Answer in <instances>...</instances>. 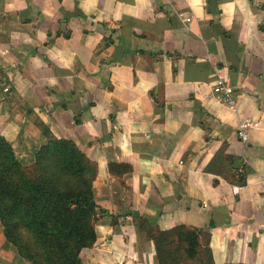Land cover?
<instances>
[{
  "label": "crops",
  "instance_id": "obj_1",
  "mask_svg": "<svg viewBox=\"0 0 264 264\" xmlns=\"http://www.w3.org/2000/svg\"><path fill=\"white\" fill-rule=\"evenodd\" d=\"M215 2L0 0V136L24 167L48 142L41 130L97 167V239L80 264H158L126 211L202 231L211 264H264V0ZM76 11L85 21L62 23ZM246 120L257 127L241 142ZM0 264H27L1 224Z\"/></svg>",
  "mask_w": 264,
  "mask_h": 264
},
{
  "label": "trees",
  "instance_id": "obj_2",
  "mask_svg": "<svg viewBox=\"0 0 264 264\" xmlns=\"http://www.w3.org/2000/svg\"><path fill=\"white\" fill-rule=\"evenodd\" d=\"M205 2L208 12L209 6L216 3L215 0ZM71 18L85 21V16L76 11L64 13L62 23H68ZM70 36L69 30L54 36L48 34V44L60 37L69 40ZM103 43L107 47L112 41L105 37ZM41 131L48 142L40 147L32 167L28 168L17 161L9 142L0 136L3 235L27 264H80V252L93 247L97 239L98 207L92 192L97 167L72 141L56 139L48 131ZM243 184V181L237 182L240 187ZM100 213L113 221L118 217L105 210ZM119 216L136 219L137 226L154 244L158 264H211L202 231L179 226L162 232L136 212L126 211Z\"/></svg>",
  "mask_w": 264,
  "mask_h": 264
},
{
  "label": "built area",
  "instance_id": "obj_3",
  "mask_svg": "<svg viewBox=\"0 0 264 264\" xmlns=\"http://www.w3.org/2000/svg\"><path fill=\"white\" fill-rule=\"evenodd\" d=\"M7 89L4 90V93H7ZM213 93H215L217 100L223 105L227 106L229 109L235 108L236 97L232 89L226 85L224 79L220 75L215 77V84L213 88ZM257 124L252 123L248 120L242 121L238 124L236 129V137L241 142H246L247 133L249 130L256 128Z\"/></svg>",
  "mask_w": 264,
  "mask_h": 264
},
{
  "label": "rangeland",
  "instance_id": "obj_4",
  "mask_svg": "<svg viewBox=\"0 0 264 264\" xmlns=\"http://www.w3.org/2000/svg\"><path fill=\"white\" fill-rule=\"evenodd\" d=\"M105 26H106V30H107V32H106V30L103 28H101V30L100 31H104V35H105V37L107 38V39H109L110 41H112L113 42V36H114V34H112L110 31H114L115 32V28L114 27H116V25L114 24V23H112V24H105ZM107 27H110V28H107ZM115 29V30H114ZM102 31V32H103ZM103 45H104V43H103ZM106 87H107V84H106ZM86 104H88V102L86 103ZM40 126V125H39ZM28 167H32V165H30V166H27L26 168H28ZM206 256V253L204 252V254H203V257L204 258H206L205 257Z\"/></svg>",
  "mask_w": 264,
  "mask_h": 264
}]
</instances>
